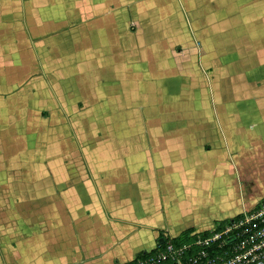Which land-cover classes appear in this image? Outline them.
<instances>
[{
  "label": "crops",
  "instance_id": "crops-1",
  "mask_svg": "<svg viewBox=\"0 0 264 264\" xmlns=\"http://www.w3.org/2000/svg\"><path fill=\"white\" fill-rule=\"evenodd\" d=\"M261 195L256 0H0V264H129Z\"/></svg>",
  "mask_w": 264,
  "mask_h": 264
},
{
  "label": "built area",
  "instance_id": "built-area-1",
  "mask_svg": "<svg viewBox=\"0 0 264 264\" xmlns=\"http://www.w3.org/2000/svg\"><path fill=\"white\" fill-rule=\"evenodd\" d=\"M165 260L174 264H263L264 195L254 206L191 233L189 241L176 245L167 238L155 251L137 255L129 264Z\"/></svg>",
  "mask_w": 264,
  "mask_h": 264
},
{
  "label": "trees",
  "instance_id": "trees-1",
  "mask_svg": "<svg viewBox=\"0 0 264 264\" xmlns=\"http://www.w3.org/2000/svg\"><path fill=\"white\" fill-rule=\"evenodd\" d=\"M187 234H188V233L184 232L183 237H173V238H169V239H170L174 244L177 245V244L183 243L184 241H189V239H190L191 237H189V238L186 239ZM165 240H166V238L163 239V240H161L160 242H158V245L155 247V249H156L157 247L161 246ZM155 249H151L149 252H153V251H155ZM142 254H144V252H140L138 255H142ZM187 254H188V253H187ZM170 262H171V261H169V260H165V261H161V262L156 263V264H169Z\"/></svg>",
  "mask_w": 264,
  "mask_h": 264
},
{
  "label": "rangeland",
  "instance_id": "rangeland-1",
  "mask_svg": "<svg viewBox=\"0 0 264 264\" xmlns=\"http://www.w3.org/2000/svg\"><path fill=\"white\" fill-rule=\"evenodd\" d=\"M257 1V4H258V7H264V0H256ZM78 115L77 114H73V115H70V117H77ZM70 136L71 137H74L75 134L72 133V131L69 132ZM76 138V136H75ZM73 142H77L76 140H72ZM42 142V141H41ZM78 148L80 149L79 146L75 144H73L69 150L70 154H78L80 151L78 150ZM45 150V149H44ZM77 165V164H76Z\"/></svg>",
  "mask_w": 264,
  "mask_h": 264
}]
</instances>
